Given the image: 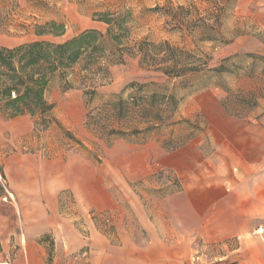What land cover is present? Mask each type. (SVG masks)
Returning a JSON list of instances; mask_svg holds the SVG:
<instances>
[{
  "label": "rangeland",
  "instance_id": "374dc122",
  "mask_svg": "<svg viewBox=\"0 0 264 264\" xmlns=\"http://www.w3.org/2000/svg\"><path fill=\"white\" fill-rule=\"evenodd\" d=\"M68 1L78 5L76 11L66 8V0H1L0 47L33 42L34 25L51 21L64 24L66 36L39 40L63 43L89 30L85 22L94 21L95 14L111 13L125 21L124 43L169 41L222 72L201 73L183 83L143 71L138 59L112 67V82L98 89L92 107L133 82L166 84L180 99L178 125L113 142L86 128L83 92L64 90L58 79L47 98L55 104L54 117L62 127L53 125L35 133L30 117L5 120L1 116L0 261L16 259L25 250L24 233H42L50 211L59 209L73 221L84 242L71 248L64 238L60 242L52 233L40 235L35 241L41 245L44 264H106L115 252L116 262L121 256L130 264L137 257L144 259L145 247L152 242L159 248L148 255L153 264H161V243L173 246L189 239L194 242L189 261L213 264L219 252L193 233L195 219L186 188L193 194L195 183L213 177L209 158L215 127L249 130L250 137L243 134L235 141L249 151L251 159L264 163V136L259 141L251 138L258 123L264 128V0ZM168 7L184 8L180 30L169 23ZM103 24L102 30H96L106 33L109 26ZM186 121L199 124L200 130ZM191 132L195 136L185 146L196 147V153L191 149L183 153L185 146L166 150V141L178 142ZM72 180L75 187L70 185Z\"/></svg>",
  "mask_w": 264,
  "mask_h": 264
},
{
  "label": "trees",
  "instance_id": "16d2710c",
  "mask_svg": "<svg viewBox=\"0 0 264 264\" xmlns=\"http://www.w3.org/2000/svg\"><path fill=\"white\" fill-rule=\"evenodd\" d=\"M182 10L183 7L165 9L169 23L179 30ZM94 21L107 24V32L89 29L63 43L37 40L14 48L0 47V116L5 120L28 116L34 122L35 133L49 130L53 125L62 127L54 117L55 104L47 98L52 83L58 79L64 90L83 92L88 108L86 128L99 139L113 142L118 138L135 137L178 125L180 121L175 116L180 99L166 84L133 82L121 93L92 107L98 89L112 82V67L138 59L143 71L170 81L183 80V83L201 73L222 72V68H209L207 61L169 41L154 43L145 39L133 44L124 43L127 28L117 14H95ZM202 25L209 26L205 21ZM65 31L64 24L51 21L35 24L31 32L43 39L61 37ZM108 43H111L110 48ZM128 91L131 92L125 97ZM186 122L193 130H200L199 124ZM66 134L79 144L71 133L66 131ZM194 136L195 133L191 132L178 142L166 141L165 149L176 151ZM0 172L4 175L3 170Z\"/></svg>",
  "mask_w": 264,
  "mask_h": 264
},
{
  "label": "crops",
  "instance_id": "0c3cea01",
  "mask_svg": "<svg viewBox=\"0 0 264 264\" xmlns=\"http://www.w3.org/2000/svg\"><path fill=\"white\" fill-rule=\"evenodd\" d=\"M20 1L27 3V0ZM66 1V8L73 12L77 10V4ZM85 23L86 29L102 30L104 25L102 22L93 20ZM66 34L54 38L60 40ZM21 38L25 37L21 36ZM30 39L35 41L40 38L33 34ZM227 120L236 124L231 118ZM258 125L259 129L251 132L255 134L251 138L259 141L260 136H264V128L260 126V123ZM246 133L250 134V131L243 130L241 126L236 129L213 128V154L209 158L210 164L213 165V177L208 181L195 183V186L191 188L195 191L193 194L186 188L188 207L192 209L195 219L193 233L206 245L213 246V252H219L214 255L215 257L213 256V264H264V163L251 159L249 151L246 152L236 143L235 138H240L243 134L251 136ZM188 149L194 152L197 150L196 147L185 146L183 153H187ZM73 180L71 186L75 185ZM50 212L51 218L48 224L43 226L47 228V231L44 230L42 233L37 230H34L36 232L26 231L24 233L25 250L18 253L13 261H0V264H44V253L35 238L45 233H52L56 241L62 242L64 238L71 248L84 242L73 221L62 216L59 209H53ZM24 217L29 216L25 214ZM44 217L47 215L45 214ZM260 227L263 228L262 233L258 232ZM94 228L96 233L105 237L99 227L94 226ZM193 243L191 239L173 246L161 243L160 263L195 264L189 261L194 251ZM155 247L159 248L158 243H148L145 247L147 249L145 258L137 257L135 262L130 264H153V257L148 254ZM220 249H224V254L220 253ZM115 254L117 253L115 252L112 256ZM112 256L108 258L106 264H126L121 256L118 262H116L117 257Z\"/></svg>",
  "mask_w": 264,
  "mask_h": 264
},
{
  "label": "built area",
  "instance_id": "2783aa9c",
  "mask_svg": "<svg viewBox=\"0 0 264 264\" xmlns=\"http://www.w3.org/2000/svg\"><path fill=\"white\" fill-rule=\"evenodd\" d=\"M258 232L262 233V232H263V228L260 227V228L258 229Z\"/></svg>",
  "mask_w": 264,
  "mask_h": 264
}]
</instances>
